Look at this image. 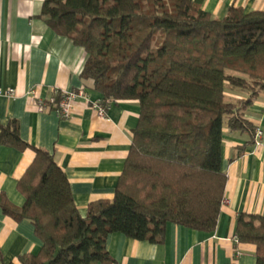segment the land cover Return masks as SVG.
<instances>
[{
    "label": "trees",
    "instance_id": "1",
    "mask_svg": "<svg viewBox=\"0 0 264 264\" xmlns=\"http://www.w3.org/2000/svg\"><path fill=\"white\" fill-rule=\"evenodd\" d=\"M40 16L85 50L81 78L103 103L138 101L140 116L114 197L85 217L54 156L34 148L17 183L24 205L0 195L4 214L30 221L42 241L23 264H110L111 234L160 243L169 223L214 232L227 184L224 129L249 136L238 157L255 141L245 112L264 90V11L231 7L216 19L198 0H45ZM227 90L247 96L229 102ZM0 144L29 147L16 120L0 124ZM235 237L264 264L263 216L239 215Z\"/></svg>",
    "mask_w": 264,
    "mask_h": 264
},
{
    "label": "crops",
    "instance_id": "2",
    "mask_svg": "<svg viewBox=\"0 0 264 264\" xmlns=\"http://www.w3.org/2000/svg\"><path fill=\"white\" fill-rule=\"evenodd\" d=\"M198 1L216 19H223L231 7L246 13L264 11V0ZM44 2L0 0V124L16 120L20 137L29 146L21 151L0 144V195L14 206L24 205L17 183L35 158L34 148L42 149L66 173L75 204L85 217L91 203L114 197L139 121L140 104L113 102L104 119L83 99L74 104L67 120L55 111L36 109L28 95L31 90L47 100L55 91L84 88L91 102L103 100L93 82L81 78L85 50L59 36L40 16ZM9 90L16 96L6 95ZM226 96L236 102L247 94L227 90ZM245 118L261 130L264 141V90ZM249 139L247 134L224 129L222 168L227 184L214 232L169 223L160 243L111 234L107 239L110 264H256L255 246L238 244L235 237L239 215L264 217V148L256 150L253 144L237 156ZM42 245L30 221H15L0 208V264H23L21 259L38 255Z\"/></svg>",
    "mask_w": 264,
    "mask_h": 264
},
{
    "label": "built area",
    "instance_id": "3",
    "mask_svg": "<svg viewBox=\"0 0 264 264\" xmlns=\"http://www.w3.org/2000/svg\"><path fill=\"white\" fill-rule=\"evenodd\" d=\"M0 93L2 94L3 92ZM6 95H8L9 97L16 96L14 90H9L6 93ZM28 95L35 102L36 109L39 112L55 111L56 114L59 116V118H61L62 120H67L71 117L74 104L79 99H83L87 103H89L92 106V108L95 110L98 118L101 119L106 118L107 111L111 105V103L104 104L103 101L91 102L84 88H81L76 91H68V92L55 91L53 96L47 100H41L37 98L33 90L28 92ZM57 97H59L58 101H57ZM254 148L256 150L260 148H264V141L262 140V132L259 129H256L255 132Z\"/></svg>",
    "mask_w": 264,
    "mask_h": 264
}]
</instances>
